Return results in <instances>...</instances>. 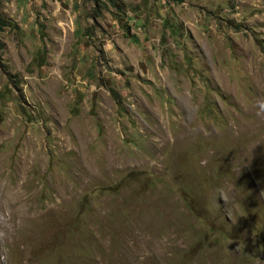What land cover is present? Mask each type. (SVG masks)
I'll return each mask as SVG.
<instances>
[{"label": "rangeland", "instance_id": "obj_1", "mask_svg": "<svg viewBox=\"0 0 264 264\" xmlns=\"http://www.w3.org/2000/svg\"><path fill=\"white\" fill-rule=\"evenodd\" d=\"M0 13V264H264V0Z\"/></svg>", "mask_w": 264, "mask_h": 264}, {"label": "trees", "instance_id": "obj_2", "mask_svg": "<svg viewBox=\"0 0 264 264\" xmlns=\"http://www.w3.org/2000/svg\"><path fill=\"white\" fill-rule=\"evenodd\" d=\"M8 26H9V24L3 20L2 15L0 13V32H2L4 30V28H6ZM0 47H1V44H0Z\"/></svg>", "mask_w": 264, "mask_h": 264}, {"label": "bare ground", "instance_id": "obj_3", "mask_svg": "<svg viewBox=\"0 0 264 264\" xmlns=\"http://www.w3.org/2000/svg\"><path fill=\"white\" fill-rule=\"evenodd\" d=\"M27 257V256H26Z\"/></svg>", "mask_w": 264, "mask_h": 264}, {"label": "clouds", "instance_id": "obj_4", "mask_svg": "<svg viewBox=\"0 0 264 264\" xmlns=\"http://www.w3.org/2000/svg\"><path fill=\"white\" fill-rule=\"evenodd\" d=\"M259 114V113H258Z\"/></svg>", "mask_w": 264, "mask_h": 264}]
</instances>
